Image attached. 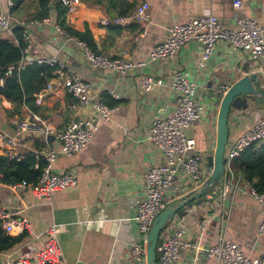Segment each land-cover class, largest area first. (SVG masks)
<instances>
[{
	"label": "crops",
	"instance_id": "crops-1",
	"mask_svg": "<svg viewBox=\"0 0 264 264\" xmlns=\"http://www.w3.org/2000/svg\"><path fill=\"white\" fill-rule=\"evenodd\" d=\"M235 1L79 0L75 11L66 13L67 25L78 31L88 28L100 54L143 63L125 75L93 66L81 46L57 32V10L45 18L49 22L29 24L33 36L30 63H47V57L56 55L68 66L70 74L89 82L94 94L108 105L113 102L114 105L110 118L100 123L84 150L72 155L59 154L53 163L54 172L73 173L77 185L39 197L26 189L13 191L9 184L0 181V205H8L16 218L29 221L27 238L0 254L1 264L33 263L36 253L52 235L63 264H143L132 255L137 241L136 209L146 196L148 170L166 163V155L149 138V133L155 120L175 113L178 105V96L172 88L175 73L193 70L199 82L197 98L207 106L206 113L193 126L184 129L203 154L202 183L210 175L208 157L214 153L217 142L218 85L231 86L250 73L259 74L264 82V59L250 60L225 41L217 44L204 68L197 67L201 46L196 41L182 46L173 57L159 61L151 60V51L169 37L174 24L208 12L219 17L221 26L227 29H236L238 20L244 16L264 25V0H241L240 8L234 5ZM142 3L150 5L148 21L125 27L101 22L103 18L120 15L128 6L134 11ZM0 7L10 12L8 0H0ZM142 76L155 77L156 83L150 91L142 88ZM68 98V90L62 89L59 93L50 92L42 104H37V113L56 134L70 120V115L60 110ZM13 108V103L0 95V133L16 140L15 145L0 143V156L13 152L22 157L36 153L39 157L60 151L61 141L56 134L47 135L29 116V107L24 106L20 115L11 116L8 111ZM91 113L84 107L79 111L81 116ZM261 118L264 119V104H251L245 111H231L227 150ZM24 120L30 121V126L19 132L16 123ZM245 182L241 172L232 167L209 193L213 197L211 201L207 195L205 200H195L177 213L163 231L172 234L179 224L185 230L186 245L179 251L175 264H225L204 251L210 245H217L223 237L240 243L251 257L264 256V236L258 233L263 214ZM197 188L179 172L167 191L168 201L180 200Z\"/></svg>",
	"mask_w": 264,
	"mask_h": 264
},
{
	"label": "built area",
	"instance_id": "built-area-1",
	"mask_svg": "<svg viewBox=\"0 0 264 264\" xmlns=\"http://www.w3.org/2000/svg\"><path fill=\"white\" fill-rule=\"evenodd\" d=\"M61 1L67 7V13H73L79 3V0ZM8 5L9 7L13 6L14 0H8ZM234 5L240 8L242 7V1L236 0ZM150 16V5L142 3L131 13L123 16L118 15L114 18L106 17L101 22L104 25L116 24L125 27L134 22L148 21ZM31 22L46 23L49 22V19L30 20L29 22L26 18L19 19L13 16L11 12L0 7V34L1 32L8 34L10 40L14 41V27L16 25L24 26L23 41L26 44L23 51L24 57L20 63L9 66L5 71H2L0 67L1 84L4 83L5 76L10 75L15 70L25 68L26 64L30 63L28 55H30L33 48V36L29 29ZM238 23L236 29L223 28L219 17L210 12L193 17L184 23H176L170 28L169 37L153 47L150 54L151 60L159 61L173 57L182 46L191 41H196L201 46V57L197 62V67L204 68L213 56L217 44L220 41H225L234 50L244 53L248 59L261 61L264 59V25L248 16L240 18ZM56 31L61 33L68 41L81 46L86 58L93 66L115 70L125 75L132 68L143 64L123 57L98 54L86 42L72 35L59 23L56 25ZM46 62L52 66L57 65L58 68L48 81L45 90L35 95L36 103L42 104L44 97L50 92L59 93L62 89H67L70 98L62 104L60 110L63 114H69L70 120L66 128L56 134V130L49 126L37 112L29 111V116L44 128L47 135L56 134L61 141V149L58 152L52 151L44 155L47 164L37 183L22 180L10 184L13 191L26 189L39 197L50 196L54 192L77 185L78 180L73 173H56L53 171V163L59 154L72 155L84 150L93 138L100 123L103 120H108L112 113V107L102 97L93 93L91 84L78 76L70 74L68 66L60 62L56 55L47 57ZM155 83L156 79L153 76H142L140 78V84L144 90L150 91ZM228 87L223 84L218 85L217 94L224 92ZM172 88L178 96V105L174 115L155 120L149 133V138L166 155V163L153 166L148 170L145 178L146 196L138 202L136 209L137 241L132 249V255L143 264H147L148 235L152 223L170 204L167 191L172 188L177 173L182 172L196 188L203 181V154L196 148L195 140L187 137L184 133V129L193 126L207 110L206 104L197 98L199 82L193 70L183 69L177 71L174 75ZM90 104L98 110V115H79L80 109ZM16 125L20 132L30 126V121H18ZM0 143L15 145L16 140L0 133ZM262 143H264V119L261 118L227 150L226 172L232 171L234 160L240 157L248 147L261 145ZM9 156L17 160L22 158V156L13 154V152ZM2 178L3 176L0 173V181H2ZM245 185L250 194L260 204L263 219L258 226V233L264 236V193L257 192L250 182L246 181ZM225 193L226 190L224 195ZM212 198V195L208 194V201H211ZM14 215L15 213L11 211L8 205H0V219L4 229L10 234H13L16 230H18V233H22L28 228L29 221L27 218H16ZM184 234L185 230L180 224L172 234L162 232L157 247L158 264H175L179 251L186 245L183 241ZM204 251L210 256L217 257L225 264H264V256L251 257L245 252L240 243L224 237L217 245H210L204 248ZM33 263L63 264L54 235L44 248L36 253Z\"/></svg>",
	"mask_w": 264,
	"mask_h": 264
},
{
	"label": "trees",
	"instance_id": "trees-1",
	"mask_svg": "<svg viewBox=\"0 0 264 264\" xmlns=\"http://www.w3.org/2000/svg\"><path fill=\"white\" fill-rule=\"evenodd\" d=\"M9 8L13 16L19 19L26 18L29 22L30 20L48 18L53 10H57L58 23L72 35L86 42L94 52L100 54L88 28L84 31H78L67 25L65 17L67 7L61 0H14V5ZM33 9L34 11H32ZM131 12L133 11L128 6L122 10L119 16ZM24 30L25 27L21 25L14 27V41L10 40L8 34H0V67L2 71L7 70L11 65H17L23 59V51L26 47L23 41ZM57 68V65L52 66L48 63L34 61L25 68L15 70L10 75L5 76L4 83H0V95L6 97L14 105V108L8 111L9 114L11 116L20 115L24 106L29 107L34 112H39L35 95L45 90L48 81ZM113 105L114 102L109 103V106L112 107ZM46 164L45 157H38L36 153H27L20 160L4 155L0 156V173L3 176V182L9 185L22 180L37 183ZM233 168L241 172L245 181L250 182L257 192L264 193V143L248 147L240 157L234 160ZM27 236L28 231L26 229L17 236L8 233L0 219V254L23 243Z\"/></svg>",
	"mask_w": 264,
	"mask_h": 264
},
{
	"label": "water",
	"instance_id": "water-1",
	"mask_svg": "<svg viewBox=\"0 0 264 264\" xmlns=\"http://www.w3.org/2000/svg\"><path fill=\"white\" fill-rule=\"evenodd\" d=\"M28 55V59H29ZM211 84V83H210ZM215 93V92H214ZM220 99L217 116V142L212 155L208 157L209 177L200 185L193 189L186 197L170 203L153 221L147 244V264H158L157 247L160 236L166 227L174 220L175 216L185 206L193 201L201 202L207 195L219 185L226 174L225 159L227 145L229 141V116L233 110H248L251 104L260 106L264 104V82L257 73H250L224 92L217 94ZM84 109H89L90 116H97L98 110L93 105H86ZM83 116H87L83 114ZM2 259L0 258V264ZM36 264V263H32Z\"/></svg>",
	"mask_w": 264,
	"mask_h": 264
},
{
	"label": "bare ground",
	"instance_id": "bare-ground-1",
	"mask_svg": "<svg viewBox=\"0 0 264 264\" xmlns=\"http://www.w3.org/2000/svg\"><path fill=\"white\" fill-rule=\"evenodd\" d=\"M16 231H18V230H16ZM16 231H15V232H16Z\"/></svg>",
	"mask_w": 264,
	"mask_h": 264
}]
</instances>
